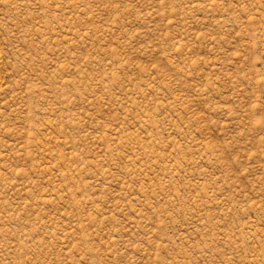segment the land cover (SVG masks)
I'll return each mask as SVG.
<instances>
[{
	"label": "rangeland",
	"instance_id": "obj_1",
	"mask_svg": "<svg viewBox=\"0 0 264 264\" xmlns=\"http://www.w3.org/2000/svg\"><path fill=\"white\" fill-rule=\"evenodd\" d=\"M0 264H264V0H0Z\"/></svg>",
	"mask_w": 264,
	"mask_h": 264
}]
</instances>
